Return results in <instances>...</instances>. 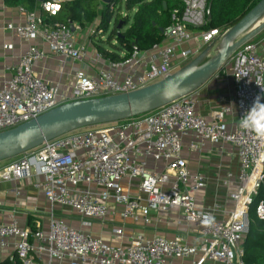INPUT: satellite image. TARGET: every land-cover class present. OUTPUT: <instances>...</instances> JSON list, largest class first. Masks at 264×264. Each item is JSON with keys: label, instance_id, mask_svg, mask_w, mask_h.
I'll use <instances>...</instances> for the list:
<instances>
[{"label": "built area", "instance_id": "obj_1", "mask_svg": "<svg viewBox=\"0 0 264 264\" xmlns=\"http://www.w3.org/2000/svg\"><path fill=\"white\" fill-rule=\"evenodd\" d=\"M63 1L70 0H44L39 3L40 11L22 9L25 23H8L5 27L27 41L42 39L47 50L30 44L11 66L10 76L0 80V132L71 101L128 93L151 85L173 74L224 34L218 29L194 30L206 24L209 0H180L184 8L173 10L164 41L152 48L157 51L153 57L146 59L145 51H135L125 61H109V68L96 77L78 70L72 88L62 91L58 84L39 77L34 66L50 54L74 60L86 55L87 46L76 44L75 33L81 26L73 25L72 31L70 26L49 18L60 11ZM92 32L97 33V27ZM11 47L4 45V49ZM138 60L141 71L120 80L117 71L134 66ZM224 69L231 72L235 94L210 118L198 113L191 93L136 117L68 132L6 160L8 163L0 167V180L35 177L33 186L52 205L76 211L82 226L115 214L109 207L111 201L120 207L122 219H142L145 223L149 219L140 214L143 203L149 210L181 208L183 221L204 233L199 243L154 236L136 237L127 245L113 244L52 213L46 231L23 228L15 221L0 223V248L8 247L9 239L14 238L15 252L10 261L41 264L46 254L48 261L44 264H167L171 257H193L194 264H249L243 242L250 229L253 205L258 219L264 221V137L241 128L239 121L257 96L264 103V38L240 47L214 76ZM189 134L194 136L188 145L190 150L199 151L206 143H228L236 150L240 172L237 189L230 195L234 206L224 220L215 219L195 202L194 195L205 189L207 178L188 169L183 139ZM150 160L164 163L165 169L151 168ZM123 179L129 183L138 179L140 195L125 190ZM232 180V173H228L222 183L229 186ZM113 233L120 237L123 229L115 227Z\"/></svg>", "mask_w": 264, "mask_h": 264}, {"label": "crops", "instance_id": "obj_2", "mask_svg": "<svg viewBox=\"0 0 264 264\" xmlns=\"http://www.w3.org/2000/svg\"><path fill=\"white\" fill-rule=\"evenodd\" d=\"M36 11H40L39 5ZM43 15L46 16V14ZM25 21L26 12L21 7H9L4 0H0V80L10 76L11 66L18 62L19 57L30 44H36L47 50L42 39L27 41L5 28L8 23L23 24ZM99 22V19H96L93 23L80 25L81 30L75 33L76 44L87 46L86 55L81 60L66 59L61 55L50 54L35 64L34 71L36 74L52 84H58L62 91H68L74 84L75 73L78 70L96 77L102 70L108 69V63L111 60L97 50L94 40H98V38L93 39L86 36V28L92 30ZM4 45H11L12 47L4 49ZM156 53L155 49L147 50L145 51V58L149 59ZM141 60H138L134 66H124L121 71H117L118 78L122 80L129 73L140 72L142 69V65H139ZM192 94L196 100L198 113L205 118H210L214 110L234 97L235 88L230 70L220 71ZM193 139L192 134L183 139L185 146L183 155L187 159L188 169L192 173H203L207 178L205 189L194 195L195 202L200 209L210 212L215 219L224 220L234 206L230 195L237 189L236 177L240 172L238 155L235 148L228 143H206L204 148L199 151L190 150L188 145ZM5 163L8 162H0V167ZM149 164L153 169L157 168L160 171L165 169L162 162L155 164L150 160ZM228 173H232L233 180L229 186H225L222 181ZM35 180V177L11 181L0 180V223L6 224L15 221L23 228L34 231L40 228L46 231L49 225V217L54 213L73 226L82 228L104 241L118 245H127L136 237L163 236L168 239H178L187 244L199 243V240L204 237V233L198 226L183 221V209L162 207L159 210H149L146 209L145 203H143L144 208L140 214L147 216L148 223L142 219L137 222L131 219H122L118 212L120 207L111 201L109 207L115 211V214L109 215L104 220H91V225L82 226L81 217L76 211L61 205H52L42 191L33 186ZM138 182V179L131 183L128 179L121 181L124 189L133 196L140 195ZM179 221L181 223H178ZM115 227L123 229L122 236L117 237L113 233ZM14 252V238H11L8 247L0 248V264H20L19 261L12 262L9 259ZM41 258V264L48 261L46 254ZM194 262L193 257H171L167 264H194ZM206 264L217 263L208 261Z\"/></svg>", "mask_w": 264, "mask_h": 264}, {"label": "water", "instance_id": "obj_3", "mask_svg": "<svg viewBox=\"0 0 264 264\" xmlns=\"http://www.w3.org/2000/svg\"><path fill=\"white\" fill-rule=\"evenodd\" d=\"M210 7L209 3L208 17ZM70 27L74 31V27ZM263 31L264 0H260L236 25L164 79L128 93L71 101L13 129L1 131L0 162L68 132L136 117L191 94L213 78L240 47Z\"/></svg>", "mask_w": 264, "mask_h": 264}, {"label": "trees", "instance_id": "obj_4", "mask_svg": "<svg viewBox=\"0 0 264 264\" xmlns=\"http://www.w3.org/2000/svg\"><path fill=\"white\" fill-rule=\"evenodd\" d=\"M4 1L9 7H21L27 12L36 11L40 3L38 0ZM259 1L209 0L210 17L207 15L206 24L194 30L218 29L225 33ZM183 8L184 3L180 0H111L110 4H103L99 0H70L63 1L60 11L49 18L52 22L68 26H84L99 19L96 27L100 39L94 40L97 50L113 62H122L135 51H147L163 42L164 31L172 23L173 10L182 11ZM122 10L126 14H122ZM130 11H134L132 21L128 16ZM104 35H107L106 38H103ZM261 195L256 198L255 203L260 200ZM243 246L247 263L264 264V221L258 219L256 214L251 215L250 229Z\"/></svg>", "mask_w": 264, "mask_h": 264}, {"label": "clouds", "instance_id": "obj_5", "mask_svg": "<svg viewBox=\"0 0 264 264\" xmlns=\"http://www.w3.org/2000/svg\"><path fill=\"white\" fill-rule=\"evenodd\" d=\"M239 126L264 137V103L260 96L255 98L250 109L240 118Z\"/></svg>", "mask_w": 264, "mask_h": 264}, {"label": "rangeland", "instance_id": "obj_6", "mask_svg": "<svg viewBox=\"0 0 264 264\" xmlns=\"http://www.w3.org/2000/svg\"><path fill=\"white\" fill-rule=\"evenodd\" d=\"M122 14H126L124 10H122ZM133 15H134V11H133V12L130 11V12L128 13V16H129V18H130V21H132ZM112 28H113V25H111L110 29L112 30ZM86 32H87V33H86V36H87V37H91V38H93V39L98 38V40L100 39V38H99L100 34H98V33H96V32L93 33L92 30L87 29V28H86ZM106 36H107V35H104L103 38H106ZM263 38H264V31H263L262 33H260L257 37L254 38V42H257V41H259V40H261V39H263ZM253 214L255 215V205H253V206L251 207L250 218H251V215H253Z\"/></svg>", "mask_w": 264, "mask_h": 264}]
</instances>
